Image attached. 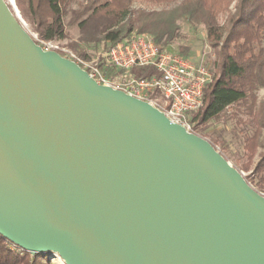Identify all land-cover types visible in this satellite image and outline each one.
Segmentation results:
<instances>
[{
  "label": "water",
  "instance_id": "1",
  "mask_svg": "<svg viewBox=\"0 0 264 264\" xmlns=\"http://www.w3.org/2000/svg\"><path fill=\"white\" fill-rule=\"evenodd\" d=\"M0 237L63 264H264V195L0 0Z\"/></svg>",
  "mask_w": 264,
  "mask_h": 264
},
{
  "label": "trees",
  "instance_id": "2",
  "mask_svg": "<svg viewBox=\"0 0 264 264\" xmlns=\"http://www.w3.org/2000/svg\"><path fill=\"white\" fill-rule=\"evenodd\" d=\"M70 1L14 0L23 21L44 41L66 39L64 17ZM135 1L87 0L71 10L70 23L76 24L79 32L78 43L70 45L73 51L88 58L79 44L105 43L109 47L132 33L150 35L158 46L167 48L180 38L178 21L192 28L203 27L205 40L214 53L213 78L204 90L202 107L192 113L189 123L198 131L195 134L201 133L227 108L237 106L245 116V120L238 121L248 126L243 136L246 163L241 171H251V181L245 180L264 192V100L258 101L256 95L264 89V0H153L157 4L176 3L158 11L132 9ZM225 13L219 23V16ZM153 73L151 68L130 71L136 79ZM39 256L0 237V264H41Z\"/></svg>",
  "mask_w": 264,
  "mask_h": 264
},
{
  "label": "built area",
  "instance_id": "3",
  "mask_svg": "<svg viewBox=\"0 0 264 264\" xmlns=\"http://www.w3.org/2000/svg\"><path fill=\"white\" fill-rule=\"evenodd\" d=\"M21 22L25 28V22ZM30 35L44 51H55L73 61L99 85L112 87L148 102L163 112L170 122L194 133L187 116L202 107L204 90L213 78L202 60L195 63L189 57L162 48L147 34L132 33L88 58L78 56L60 45V41H44L35 34ZM134 68H151L154 73L136 79L130 74ZM112 72H122L128 79L123 83L110 80L107 74Z\"/></svg>",
  "mask_w": 264,
  "mask_h": 264
},
{
  "label": "rangeland",
  "instance_id": "4",
  "mask_svg": "<svg viewBox=\"0 0 264 264\" xmlns=\"http://www.w3.org/2000/svg\"><path fill=\"white\" fill-rule=\"evenodd\" d=\"M87 0H71L70 5L68 7V13L64 17L65 31H66V39L60 41V45L69 48L73 51L70 46L73 43H78L79 32L76 24L70 23L71 18V10H76L79 8L80 4L85 3ZM8 3L11 4L13 11H15L16 15L21 19L19 11L16 8L14 0H7ZM176 5V3H167V4H157L153 0H138L133 2L131 8L132 9H143L146 11H158L161 9H169ZM234 3L229 8L230 11H233ZM225 14H221L219 16V23H222L226 17ZM25 22V21H24ZM25 28L30 34H35L32 29L25 23ZM179 25V35L180 38L173 44L167 46L168 50L176 53H180L185 57L191 58L195 63L202 60L206 66L209 68L212 73V65L214 61V53L212 49L208 46L205 40V31L203 27L192 28L188 23L184 21H178ZM262 47H264V39L262 41ZM80 48L83 52L86 53L89 57H92L99 51H104L107 49L108 45L105 43H100L99 45H87L84 46L79 44ZM106 47V48H105ZM181 49L184 50V53H181ZM107 77L110 80L125 82L128 77L124 75L122 72H112L108 73ZM258 101L264 100V89H261L257 92ZM194 114V113H193ZM192 114L187 116V119L190 120ZM238 119L245 120V116L238 112L237 106L233 105L227 108L224 113L219 117L217 121H214L206 127L201 133H196L202 138L209 141L212 146L226 159L228 162L241 174L244 178H248L251 175V171L244 172L241 171L243 164L246 163L243 151V136L246 133V129L248 126L240 123ZM192 126V125H191ZM193 128V126H192ZM193 131H197L193 129ZM198 132V131H197ZM238 161V162H237ZM252 169V166H251ZM251 181V180H249ZM248 184L257 192V188ZM253 184V183H252ZM264 195V192H259ZM41 264H63L62 261L53 255H40Z\"/></svg>",
  "mask_w": 264,
  "mask_h": 264
},
{
  "label": "bare ground",
  "instance_id": "5",
  "mask_svg": "<svg viewBox=\"0 0 264 264\" xmlns=\"http://www.w3.org/2000/svg\"><path fill=\"white\" fill-rule=\"evenodd\" d=\"M18 17V16H17ZM19 18V17H18ZM20 19V18H19Z\"/></svg>",
  "mask_w": 264,
  "mask_h": 264
}]
</instances>
